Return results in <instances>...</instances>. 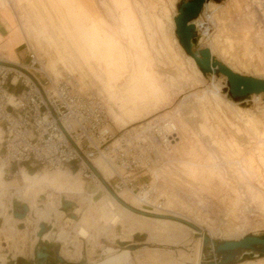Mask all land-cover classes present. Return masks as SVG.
<instances>
[{
	"label": "rangeland",
	"instance_id": "1",
	"mask_svg": "<svg viewBox=\"0 0 264 264\" xmlns=\"http://www.w3.org/2000/svg\"><path fill=\"white\" fill-rule=\"evenodd\" d=\"M183 1L191 0H0V29L5 35H18V51H22L20 61L13 53L11 57L10 53H0V60L26 64V48H34L45 60L52 79L70 75L80 93L102 97L114 140L166 118L176 120L188 138L177 154L180 169L169 175L176 180H171L167 193L168 200L179 204L180 219L148 217L150 221H144L129 213L122 207L138 213L136 201L122 195L125 203L115 196L122 205L118 206L97 172L99 182L85 180L74 167L49 173L38 168L26 172L31 177L36 175L25 179V192H29L25 199L31 198L33 211L28 222L17 225L11 217L12 211L26 202L16 200L13 192L6 202L10 240L17 234L16 225L26 230L22 251L26 258L42 243L32 244L35 217L46 211L40 209L51 194L59 197L53 192L69 193L68 200L73 203L66 209L59 207L63 213L52 216L55 232L62 230L76 237L73 222L66 220L75 215L80 227L93 238L91 242L77 240V248L82 249L81 264L103 258L107 248L119 249L117 242L120 250L134 244L138 249H158L155 252L163 256L167 255L163 249H171L177 253L178 264H192L193 246L199 237L190 231L194 228L203 230L217 244L248 236L264 238V95L257 101L251 96L234 101L225 77L201 73L186 57L173 24ZM210 2L194 21L195 49H207L213 60L234 73L264 80V0ZM20 90L16 88V92ZM156 134L161 144V136ZM1 156L0 144V163ZM94 164L102 165L107 170L103 175L109 178L101 160ZM12 170L5 169L3 179L8 183L17 172ZM19 185L23 186L21 180ZM83 185L88 195L78 192ZM116 217L120 223L111 227ZM129 225L148 233L151 244L145 243V234H137L141 244L133 241L136 235L130 242L115 240ZM44 244L60 248L57 243ZM0 250L7 261L13 259L14 252ZM214 259L205 258L202 263ZM7 261L4 264H9ZM236 264H264V256L244 255Z\"/></svg>",
	"mask_w": 264,
	"mask_h": 264
},
{
	"label": "built area",
	"instance_id": "2",
	"mask_svg": "<svg viewBox=\"0 0 264 264\" xmlns=\"http://www.w3.org/2000/svg\"><path fill=\"white\" fill-rule=\"evenodd\" d=\"M25 57L26 64L0 60L2 161L16 168V174L21 167L48 171L74 167L85 180L99 182L92 160L104 154L122 172L106 181L110 193L118 197L123 190L146 191L149 199L154 197L144 183L156 160L148 142L126 137L114 144L112 122L100 98L78 93L68 78L52 81L28 48ZM161 204L162 200L157 205L143 202L140 210L161 217L165 214Z\"/></svg>",
	"mask_w": 264,
	"mask_h": 264
},
{
	"label": "bare ground",
	"instance_id": "3",
	"mask_svg": "<svg viewBox=\"0 0 264 264\" xmlns=\"http://www.w3.org/2000/svg\"><path fill=\"white\" fill-rule=\"evenodd\" d=\"M210 3H211L210 1L207 2V3H205L203 5L202 9L206 5H208ZM194 21L192 22L193 25H194ZM173 24H174V20H173ZM174 29H175V24H174ZM195 29H196V26H195ZM196 31H197V29H196ZM177 39H178V37H177ZM179 45H180V43H179ZM28 47L30 48L31 51H33L35 53V56L37 57V60H38L39 65H40V70L43 71L49 78H51L50 75L47 73V71L45 69V64H46L45 60L42 59V57L39 56L38 52L34 48H32L31 46H28ZM186 57L188 59H190L193 62V64L196 66L195 62L193 61V59L191 57H189L187 55H186ZM3 61H5V60H3ZM5 62H7V61H5ZM7 63H10V62H7ZM17 63H19V61ZM17 63H14V64H17ZM226 67H228V66H226ZM199 71H200V69H199ZM62 78H68V81H70L71 86L78 93H80L77 90L76 84H75V82L73 81V78L70 75H65ZM60 79H52V81L56 82V81H59ZM80 94H82V93H80ZM96 96L98 98H100V100L102 101V103H103V105L105 107L106 113L108 114V116L110 118V115H109V112H108V108H107L104 100L99 95H96ZM259 96H260V98H262L263 97V94H253V95H251V100L254 97L253 99L255 101H257L258 98H259ZM261 100H263V99H261ZM10 101H11V99H10ZM242 103L243 102H240L238 104H242ZM156 133H158L161 136V140H162L161 144L157 143L155 141V139H154V136H155ZM129 137H131L130 139H141V140H144L145 142H148V145H149L151 151L155 155V159L156 160L153 162L152 167L148 171V174L150 175V181L147 183V184H149L148 185L149 190H150L149 192H151L152 194H154V197H152L151 199H149L148 192H146V191H141L140 193L136 194V193L131 192L130 190H123L120 193H118V197L117 198H120L123 202H125L124 199L122 198V195H126V196L132 197L136 201V204L138 206L135 209H137L138 212H140V213H144V212H142L140 210L141 209V204L143 202L149 203V204H152V205H157L158 201L159 200H162L161 206L163 207L165 214H160L161 217H166V218H174L175 217V218H179V219L180 218H183V217H181L182 216V213H180L179 204L177 203V201L176 200H173V199H171V200L169 199L168 200V198H169L168 194L170 193V192H168V187L173 184V182L171 180H176V179H174V177L172 179H170L169 178L170 177L169 175L177 172V170L180 169L179 166H178V164H179L178 157L179 156L177 154H178L179 150L184 145H186L187 142H188L187 141L188 138H187L186 134L179 127V124L177 123L176 120H174L172 118H166L165 120H163L161 122H157L155 124H148V125H145V127H140L139 130H137L136 132H130L129 133ZM118 141H119V138L118 139L116 138L114 144L117 143ZM104 157H105V155L104 154H101L99 157H96L95 159L92 160V164L94 166V169H96V172L103 178V180L104 181H108L114 175H121L122 174L121 170L117 166H115L113 163L108 162ZM97 160H101L106 165L108 171L110 172L109 178L106 179V177L104 176V175H107V170H105L102 167V165H99L97 167L95 166L94 162L97 161ZM0 167H3V169H5V168H7L9 166L2 161V163H0ZM57 171H61V169L53 170V172H57ZM46 172H48V170ZM77 174L80 175V173H77ZM98 185H101V184H97V188H98ZM103 189H104V187H103ZM18 192H19L20 195L23 194V189H18ZM107 193L111 197V199L118 206H120V204L112 197V195L109 194L110 192H107ZM171 196H172V194H171ZM63 200L64 201L71 202L68 199H66L64 196H60L59 197V200H58V203H59V207L60 208L62 206V201ZM23 205H26V204H23ZM109 205H110L111 208H114V206L111 203H109ZM26 206H27V208H28L29 211H28V214H27L25 220H23V221L16 220V219L13 218V216L11 214V217H12L13 221H15L16 223L18 222L19 224H21V223H23V222L26 221V219H27V217H28V215L30 213V209H29L28 205H26ZM59 207L57 209L58 213L59 212L60 213H63L62 211H60ZM120 207H122V205ZM122 208L125 209L126 211H128L129 213L133 214V215H137V216L144 217V218H148V217L149 218H157V217H153V216H150V215L148 216V215H142L140 213H134V212L130 211L129 209L125 208V207H122ZM53 210H54V208H53ZM42 211H45V210H42ZM48 213L49 212L47 210L45 212H40L39 213V219L48 217ZM161 217L159 219H163ZM67 219L69 221H71V222H74V223H77L78 222L77 217L75 219H71L70 217H68ZM42 223H45V222H42ZM118 223H120V219L118 217H116L110 223V225L111 226H116ZM45 224H47V223H45ZM49 226L52 229L50 231H48L47 233H45L41 237V239H38L36 237V234H35V237L37 239V242L38 241L48 242V240H51V238H50L51 235H54V234H51L52 232H54V226L53 225H49ZM19 231H24V230H19ZM77 231H78L77 233H78L79 237H81V239L88 240V239H91L92 238V237L90 238L91 235H89L88 231L85 230L82 227H78ZM190 231L192 233H196V231H194L192 229ZM202 232H203V230H202ZM66 235H64V236H66ZM61 239H62V234H60L58 236V240H61ZM67 239H69V238H67ZM90 242H91V240H90ZM164 246H167V247L168 246L175 247L174 245H167V244H165ZM201 247H202V238H201V235H200L198 237V239L195 241L194 246H193V251H192V253H193V259H192V264H200V262H201V256H202L201 255ZM60 248H61V246H60ZM106 250H109V251L107 253H105ZM123 250H124V252L122 253L123 256H121V257L124 258V262H127L128 261V258H129V254L130 253H133V252L137 251V250H135V251L130 252L127 249H123ZM156 250H158V249H156ZM156 250H154V251H156ZM163 250L164 251H167V252H171L173 254L175 253V251H173L171 249H163ZM189 250L190 249H188L186 251H189ZM102 253H103L104 256H107V257L104 258L102 261H99V262H97L95 264H115V263H117V258H112L113 256H111L112 253H113V251L111 249L107 248ZM20 258H23V257H20Z\"/></svg>",
	"mask_w": 264,
	"mask_h": 264
},
{
	"label": "water",
	"instance_id": "4",
	"mask_svg": "<svg viewBox=\"0 0 264 264\" xmlns=\"http://www.w3.org/2000/svg\"><path fill=\"white\" fill-rule=\"evenodd\" d=\"M211 0H191L183 1L177 8L178 14L174 18L175 34L178 37V41L185 52V54L193 59L196 66L203 74L210 75H222L226 78L228 85V94L234 101H241L253 94L264 95V80L253 77H245L238 73H234L228 67L221 64L217 60L211 58V54L205 48L195 49L193 40L197 38L195 26L192 24L194 20L199 17L203 5ZM219 1V0H218ZM0 34L5 35V31L0 29ZM112 197H115L110 193ZM116 198V197H115ZM120 202V201H119ZM121 203V202H120ZM122 204V203H121ZM72 202L62 201V208L66 209L72 206ZM28 208L26 205H22L19 209L12 211L14 219L23 221L28 214ZM140 213V212H138ZM147 215L145 213H140ZM71 219H75V216L70 215ZM23 227H20L22 229ZM38 232L36 237H41L50 231L52 228L45 223H40L38 226ZM197 235L202 238L201 247V263L200 264H236L242 256L251 254L253 256H264V238L255 236H248L238 241H225L222 243H215L210 237L203 234L201 229L194 228ZM134 242L141 244L140 237L134 236ZM143 244V243H142ZM139 245H126L124 249L130 252L137 250ZM40 251H36L34 254L35 264H43L49 257L48 245L42 241L38 245ZM59 247L54 249L55 259L59 263H62V259L59 257ZM215 257L214 260L202 263L205 258ZM23 258H18L14 264H24Z\"/></svg>",
	"mask_w": 264,
	"mask_h": 264
},
{
	"label": "crops",
	"instance_id": "5",
	"mask_svg": "<svg viewBox=\"0 0 264 264\" xmlns=\"http://www.w3.org/2000/svg\"><path fill=\"white\" fill-rule=\"evenodd\" d=\"M6 35H4L3 37H2V35L0 36V53H10L9 57L13 56L12 55V53H13L16 56V58L20 61L22 58V55H21L22 51H18L19 47L21 46L20 39H19L18 35H10L7 33H6ZM12 168L14 169V167H7V170L10 173H12L13 172ZM5 169H3V167H0V220H2V223L0 225V240L2 238L5 240L3 242L0 241V243L4 244L6 247L0 246V248L1 249H8L9 252H14L15 255L13 256L12 260L7 261V259H6L7 255L0 250V262H1V264H4L7 261V263H9V264H14L13 260H15L18 257H23L26 260V262L24 264H35L34 254L36 252V248L33 250L32 254H31L32 256L31 257L29 256V259L26 258V256H24L22 253V251L24 252V246H25L27 236H26V230H24V231L18 230V227H17V225H19L18 223L16 225V228L18 230L17 234H14L13 238H11V240H13V241L10 240L9 237L11 234H10L9 229H8L7 210H6V208H7V205H6L7 196L11 195L10 192H13L12 196L15 197L16 200L24 201L27 203V205L30 209V213H29L25 223L28 222L30 214L33 213V211H32L31 206H29V204H32V202L30 200L31 198L29 200L25 199V196L29 193V192H25V188L28 186V183H25V179H28L31 177V176H28L26 174V172L28 173L30 170L28 168H25V169L20 168V170L17 174L15 172V174L17 176L14 175V179L11 180L10 183H8L7 181H5L3 179V177L5 175ZM35 176L36 175H34L32 177H35ZM20 180L22 181V184H23L22 187L19 185ZM18 189H23V194L20 195L18 192ZM83 190H84V185H83V187H81V190L78 192L86 193ZM53 193L58 195L59 197L64 196L66 199H69L68 198L69 193H65V192H60V193L53 192ZM73 194L77 195V193H73ZM59 197L57 199H55L53 194H51L49 196L48 202L45 205L44 209H40V211L41 210H47L49 212L48 217L41 218V219H39L38 217L37 218L35 217L36 225L33 228L32 234L35 235L38 232V225L42 222H45L48 225L54 226V224H52L51 221L53 220L52 216L58 214L57 209L59 207V203H58ZM124 201L127 203V201L125 199H124ZM53 208H54V210H53ZM138 218H140L144 221H150L149 219L144 218V217L138 216ZM66 220L68 222L72 223L68 219H66ZM72 224L74 226L76 237H73L71 235V233H68V232H65L62 230H60L59 232H55V230H54V232L51 233L54 235H51V237H50L51 240H48V243H57L58 245L61 246V248L59 250V256L63 260L62 263H59L55 259V254L53 252L54 251L53 248H55V247H49L48 246L49 257L47 258L46 262L43 264H81L80 260L82 259V255H81L82 249L80 250L79 248H77V240L80 239L82 241L90 242V239L84 240V239H81V237H79V235L77 233L78 232L77 229H78V227H80V221H78L77 223L73 222ZM111 227H116V226H111ZM10 229L12 232L13 229L12 228H10ZM127 229L128 230L125 233H122L121 235H117L118 239H115V240L121 241V242H130L134 235L145 234L147 236L145 239V243L151 244L150 243L151 236H149V234L146 232H141L142 228L135 227V229H134L133 226L129 225L127 227ZM60 234H62V239L58 240V236ZM64 235H66V236H64ZM67 238H69V239H67ZM186 239L189 240L188 237ZM17 241L20 242L22 250L20 247H19L20 249H18L19 243ZM36 242H37V239H36V237H34L32 244H34ZM119 245H120L119 242H117L116 246L119 249L109 248L113 251V253L111 255V256H113L112 258H117V263H115V264H178V262H177L178 257L176 256L177 255L176 252L174 254L171 252H166L167 255H165L166 256L165 257V256H163V253L160 254V253L155 252V251L153 252L148 247H142L139 250H137L133 253H130L128 261L124 262V258L121 257V256H123L122 253L124 252V250H120L121 247ZM37 251H40V249H38ZM108 251L109 250H106L105 253H107ZM186 252L187 251L185 250L184 253L186 254ZM20 253H22V254H20ZM102 256H103V258H101L97 261L90 262V264H95L99 261H102L104 258L107 257V256H104L103 253H102Z\"/></svg>",
	"mask_w": 264,
	"mask_h": 264
},
{
	"label": "trees",
	"instance_id": "6",
	"mask_svg": "<svg viewBox=\"0 0 264 264\" xmlns=\"http://www.w3.org/2000/svg\"><path fill=\"white\" fill-rule=\"evenodd\" d=\"M180 5V4H179ZM193 42V44H194V40L192 41Z\"/></svg>",
	"mask_w": 264,
	"mask_h": 264
}]
</instances>
